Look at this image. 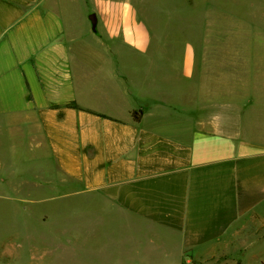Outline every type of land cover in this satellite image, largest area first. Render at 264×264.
Returning <instances> with one entry per match:
<instances>
[{"label":"crops","instance_id":"1","mask_svg":"<svg viewBox=\"0 0 264 264\" xmlns=\"http://www.w3.org/2000/svg\"><path fill=\"white\" fill-rule=\"evenodd\" d=\"M151 32L132 0H0V119L31 166L180 239L166 264H215L264 216V81Z\"/></svg>","mask_w":264,"mask_h":264},{"label":"rangeland","instance_id":"2","mask_svg":"<svg viewBox=\"0 0 264 264\" xmlns=\"http://www.w3.org/2000/svg\"><path fill=\"white\" fill-rule=\"evenodd\" d=\"M132 1L154 39H208L210 53L222 54L243 85L264 81V0ZM18 133L0 119V264H166L165 249L179 250L180 239L166 231L107 215L53 162L31 166ZM215 264H264L263 214Z\"/></svg>","mask_w":264,"mask_h":264},{"label":"trees","instance_id":"3","mask_svg":"<svg viewBox=\"0 0 264 264\" xmlns=\"http://www.w3.org/2000/svg\"><path fill=\"white\" fill-rule=\"evenodd\" d=\"M75 106H77V105H75ZM141 113H142V111H134V112H133V115H134L135 119L139 120L140 117H141V116H140Z\"/></svg>","mask_w":264,"mask_h":264}]
</instances>
